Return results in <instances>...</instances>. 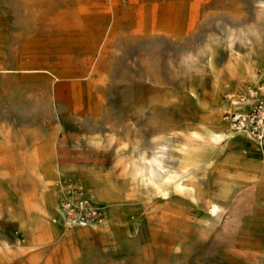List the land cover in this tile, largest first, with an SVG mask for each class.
Here are the masks:
<instances>
[{"label": "rangeland", "instance_id": "374dc122", "mask_svg": "<svg viewBox=\"0 0 264 264\" xmlns=\"http://www.w3.org/2000/svg\"><path fill=\"white\" fill-rule=\"evenodd\" d=\"M261 72L264 0H0V264H264Z\"/></svg>", "mask_w": 264, "mask_h": 264}, {"label": "built area", "instance_id": "2783aa9c", "mask_svg": "<svg viewBox=\"0 0 264 264\" xmlns=\"http://www.w3.org/2000/svg\"><path fill=\"white\" fill-rule=\"evenodd\" d=\"M261 80L248 87L235 105L248 104L247 110L230 109L226 112V118L234 131L247 133L253 140L264 145V72L260 74ZM233 104V103H232ZM234 105V104H233ZM71 197L64 198L62 205L67 216L72 220L81 223L82 221H101L103 209L93 203L89 195L84 191L79 182L70 187Z\"/></svg>", "mask_w": 264, "mask_h": 264}, {"label": "bare ground", "instance_id": "6f19581e", "mask_svg": "<svg viewBox=\"0 0 264 264\" xmlns=\"http://www.w3.org/2000/svg\"><path fill=\"white\" fill-rule=\"evenodd\" d=\"M243 69H244V72L245 73H249V74H252V68L251 67H249L248 65H245L244 67H243ZM235 103H237V100L236 101H234L233 102V104L235 105ZM236 106V105H235ZM238 106V105H237ZM246 106V107H245ZM237 109H241V110H247L248 109V104H244V106H240V108L239 107H236ZM245 108H247V109H245ZM231 130L233 131V133H235V134H243V135H245L246 137H248V138H250L253 142H258V141H255V140H253L247 133H245V132H242V131H234L233 129H232V127H231ZM234 137H237L236 135H234ZM218 139V138H217ZM220 139V138H219ZM259 143V142H258ZM101 182V181H100ZM104 184V183H103ZM81 187H82V189H83V191H84V194H86V195H90L88 192H87V190H86V188L83 186V185H81ZM102 221V220H101ZM83 223H86V222H92V221H82Z\"/></svg>", "mask_w": 264, "mask_h": 264}, {"label": "crops", "instance_id": "0c3cea01", "mask_svg": "<svg viewBox=\"0 0 264 264\" xmlns=\"http://www.w3.org/2000/svg\"><path fill=\"white\" fill-rule=\"evenodd\" d=\"M246 107V106H245ZM245 109H247V108H245ZM234 135H240V134H235V133H233ZM234 135L233 136H231V139H234L235 137H234ZM245 138H247L250 142H253L250 138H248V137H246L245 135H243ZM235 141H237L236 139H235ZM245 171H249V167L248 166H246L245 165Z\"/></svg>", "mask_w": 264, "mask_h": 264}]
</instances>
